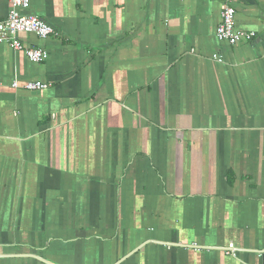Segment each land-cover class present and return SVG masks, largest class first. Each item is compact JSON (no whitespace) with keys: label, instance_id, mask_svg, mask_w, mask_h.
<instances>
[{"label":"crops","instance_id":"1","mask_svg":"<svg viewBox=\"0 0 264 264\" xmlns=\"http://www.w3.org/2000/svg\"><path fill=\"white\" fill-rule=\"evenodd\" d=\"M30 1L57 34L0 44V264H264V0L235 45L223 0Z\"/></svg>","mask_w":264,"mask_h":264},{"label":"built area","instance_id":"2","mask_svg":"<svg viewBox=\"0 0 264 264\" xmlns=\"http://www.w3.org/2000/svg\"><path fill=\"white\" fill-rule=\"evenodd\" d=\"M11 7L5 19H0V44L7 43L13 49L23 51L26 56L35 63L48 59V52L42 47H26L20 40L21 34L31 33L38 38L46 39L56 33L54 27L36 14L22 12L30 6V0H10ZM234 0H223L220 8V23L216 28V37L219 41L235 45L242 41H250L255 37L254 31L238 30L235 27ZM219 61L222 59L219 57ZM1 84V83H0ZM12 88L24 90H41L47 88L48 83L39 80H27L19 83L14 80L10 83ZM224 251L236 256L238 248L232 243L223 248Z\"/></svg>","mask_w":264,"mask_h":264},{"label":"water","instance_id":"3","mask_svg":"<svg viewBox=\"0 0 264 264\" xmlns=\"http://www.w3.org/2000/svg\"><path fill=\"white\" fill-rule=\"evenodd\" d=\"M260 253H261V257H262V259L264 261V249L262 251H260ZM31 256H33V257H35L37 259H40V260H42V261L47 263V261L45 259H43L41 256H38V255H31Z\"/></svg>","mask_w":264,"mask_h":264}]
</instances>
